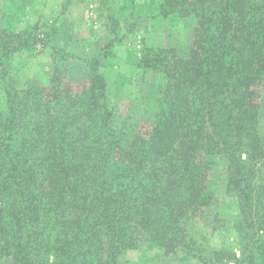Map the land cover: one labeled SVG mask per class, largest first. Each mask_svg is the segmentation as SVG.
<instances>
[{
    "label": "trees",
    "instance_id": "obj_1",
    "mask_svg": "<svg viewBox=\"0 0 264 264\" xmlns=\"http://www.w3.org/2000/svg\"><path fill=\"white\" fill-rule=\"evenodd\" d=\"M158 14L194 17L192 40L184 54L142 43L137 66L157 77L146 104L153 112L125 138L98 59L84 58L74 89L52 25L42 36L37 24L7 33L0 264H121L143 246L194 264H264V0H158ZM36 39L53 63L45 84L20 87L10 58ZM219 166L236 203L224 218L209 188ZM201 219L209 234L227 230L233 239L208 243L195 234Z\"/></svg>",
    "mask_w": 264,
    "mask_h": 264
},
{
    "label": "rangeland",
    "instance_id": "obj_2",
    "mask_svg": "<svg viewBox=\"0 0 264 264\" xmlns=\"http://www.w3.org/2000/svg\"><path fill=\"white\" fill-rule=\"evenodd\" d=\"M195 22L192 16L163 19L158 14V0H0V47L8 44L7 33L30 29L37 24L40 28L36 33L42 36L43 29H50L52 25L61 47L58 58L72 88L79 87L86 74L84 58L95 57L100 61V70L114 105L113 125L125 138L134 123L151 118L153 112L152 106L149 110L146 104L153 101L151 97L153 92L155 95L157 77L154 71H144L137 66L142 43L175 47L180 49V54L187 53ZM41 43L36 39L29 49L16 52L10 58L11 75L14 74L20 87L31 81L42 85L46 82L53 55L50 48L41 47ZM2 83L0 81V108L3 106ZM259 88L261 118L258 130L264 133V89ZM219 167L209 188L215 196L213 208L224 218L226 214L234 213L236 203L224 192L222 166ZM204 219L210 220L209 213ZM202 220L196 224L195 234L205 236L210 241L208 243L222 245L226 239H233L231 231L227 230L209 234L206 227L203 230ZM199 227L201 230H197ZM125 261L194 264L183 254L163 258L158 253L146 251L145 246L128 249L121 264Z\"/></svg>",
    "mask_w": 264,
    "mask_h": 264
}]
</instances>
